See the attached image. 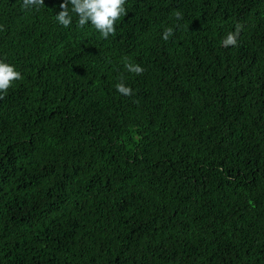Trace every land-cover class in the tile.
Here are the masks:
<instances>
[{"label": "trees", "instance_id": "obj_1", "mask_svg": "<svg viewBox=\"0 0 264 264\" xmlns=\"http://www.w3.org/2000/svg\"><path fill=\"white\" fill-rule=\"evenodd\" d=\"M22 3L0 0L23 77L0 99V264H264V0H126L107 39Z\"/></svg>", "mask_w": 264, "mask_h": 264}, {"label": "clouds", "instance_id": "obj_2", "mask_svg": "<svg viewBox=\"0 0 264 264\" xmlns=\"http://www.w3.org/2000/svg\"><path fill=\"white\" fill-rule=\"evenodd\" d=\"M44 0H23L22 7L25 10L36 8L39 10L43 7ZM126 0H63L60 4V11L54 16L56 22L67 28L72 23V15H70L69 5H71V13H74L78 18V25L82 28L90 22L91 26L100 34L103 39H107L109 35H115L116 21L127 14L124 7ZM176 19H182L179 12L176 13ZM2 30V29H0ZM243 30V25L239 22L235 25V30L227 33L222 40L223 47L236 46L240 32ZM174 34L171 27L165 28L162 34V39L168 41ZM126 59V58H125ZM124 67L128 72L137 76L142 75L144 68L139 64L126 62ZM23 77L14 65H11L4 60H0V99L4 98V94L12 87L15 81L21 80ZM118 93L124 96H131L133 91L126 86L122 81L115 85Z\"/></svg>", "mask_w": 264, "mask_h": 264}]
</instances>
